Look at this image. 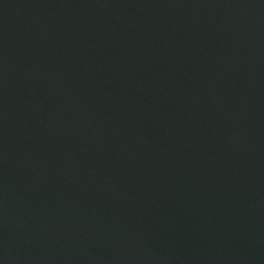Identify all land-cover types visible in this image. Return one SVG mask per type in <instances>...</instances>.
Returning a JSON list of instances; mask_svg holds the SVG:
<instances>
[{
	"label": "water",
	"instance_id": "1",
	"mask_svg": "<svg viewBox=\"0 0 264 264\" xmlns=\"http://www.w3.org/2000/svg\"><path fill=\"white\" fill-rule=\"evenodd\" d=\"M0 264H264V0H0Z\"/></svg>",
	"mask_w": 264,
	"mask_h": 264
}]
</instances>
